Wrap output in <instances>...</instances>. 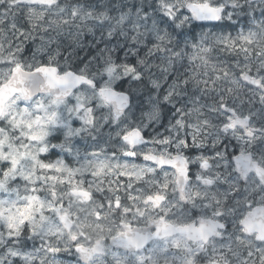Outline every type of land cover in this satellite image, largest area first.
Returning a JSON list of instances; mask_svg holds the SVG:
<instances>
[{"label": "clouds", "instance_id": "9594fccd", "mask_svg": "<svg viewBox=\"0 0 264 264\" xmlns=\"http://www.w3.org/2000/svg\"><path fill=\"white\" fill-rule=\"evenodd\" d=\"M0 264H264V0H0Z\"/></svg>", "mask_w": 264, "mask_h": 264}]
</instances>
